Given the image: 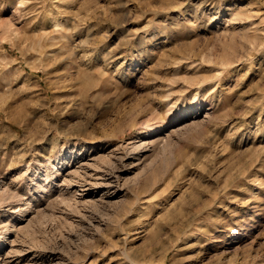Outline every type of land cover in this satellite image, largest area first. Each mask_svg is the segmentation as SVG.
Returning a JSON list of instances; mask_svg holds the SVG:
<instances>
[{
	"label": "rangeland",
	"instance_id": "rangeland-1",
	"mask_svg": "<svg viewBox=\"0 0 264 264\" xmlns=\"http://www.w3.org/2000/svg\"><path fill=\"white\" fill-rule=\"evenodd\" d=\"M0 264H264V0H0Z\"/></svg>",
	"mask_w": 264,
	"mask_h": 264
},
{
	"label": "bare ground",
	"instance_id": "bare-ground-1",
	"mask_svg": "<svg viewBox=\"0 0 264 264\" xmlns=\"http://www.w3.org/2000/svg\"><path fill=\"white\" fill-rule=\"evenodd\" d=\"M147 133L145 134V135H148L149 133H151L152 132V128H147ZM144 136V135H143Z\"/></svg>",
	"mask_w": 264,
	"mask_h": 264
}]
</instances>
